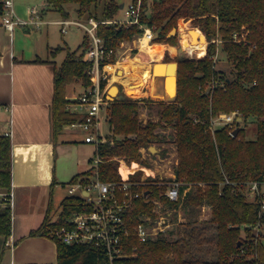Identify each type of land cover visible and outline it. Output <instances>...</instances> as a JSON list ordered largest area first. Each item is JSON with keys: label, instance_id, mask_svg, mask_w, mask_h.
Returning <instances> with one entry per match:
<instances>
[{"label": "trees", "instance_id": "obj_1", "mask_svg": "<svg viewBox=\"0 0 264 264\" xmlns=\"http://www.w3.org/2000/svg\"><path fill=\"white\" fill-rule=\"evenodd\" d=\"M134 1V0H133ZM47 4L61 15L69 14L65 5L75 3L78 16L87 14L102 20L96 25V34L103 39L106 49L112 53L101 63L115 61V51L122 40L140 34L143 28L137 23L119 25L113 20L119 4L115 0H46ZM101 3L99 14L98 4ZM189 20L193 27L202 30L207 39L206 52L199 58H177L176 95L173 99H158L162 104L157 120L138 119L141 100L130 97L106 100V120L109 132L100 135L94 155L100 160L68 181H87L97 173L103 181L120 178L119 160L146 165L140 147L158 140L159 126H171L177 162L175 179L182 182L176 201L164 194L165 184L157 177L141 179L142 169L129 174L136 182L137 192L133 204L125 213L127 226L132 229L143 215L155 217L152 210L154 199L168 206L196 207L206 205L210 210V224L214 229L215 257L188 254V239L185 234L198 231L185 223L182 235L168 238L163 233L143 241L135 236L130 244L135 245V254L123 257L117 264H264V232L256 234L253 225L264 212L258 215L257 200L245 196L246 183L258 180L264 187V0H140L139 22L153 31L152 41L174 44V37L166 36L178 18ZM183 28V26H181ZM184 29V28H183ZM89 44V35L84 32L81 42L66 50L64 59L54 69L53 96L51 102V129L56 138L65 126L82 119V113L71 111L67 87L78 82L84 88L91 84L89 62L82 53ZM225 52L229 69L224 73L215 66L217 47ZM62 47H58L61 49ZM204 48L198 55L203 54ZM143 53L149 57L147 48ZM168 61L169 56L165 55ZM105 80H101L103 85ZM237 111L244 121L255 118L254 138H245L239 120L233 124L216 125L210 129L211 117L221 112ZM92 160V158H90ZM94 168L96 172L94 173ZM163 181L166 178L161 179ZM11 185V145L9 137L0 135V188L8 191ZM58 218L53 222L44 220L31 234H47L50 226L60 225L75 211L84 208L78 195H66L61 200ZM11 219L7 205L0 201V236L10 233ZM50 236V235H49ZM56 242L55 264H104L105 254L98 245L70 244L50 236ZM188 254V255H187Z\"/></svg>", "mask_w": 264, "mask_h": 264}, {"label": "crops", "instance_id": "obj_2", "mask_svg": "<svg viewBox=\"0 0 264 264\" xmlns=\"http://www.w3.org/2000/svg\"><path fill=\"white\" fill-rule=\"evenodd\" d=\"M115 1L117 3L120 1L119 7H124L123 0ZM36 2L38 0H13V7L17 12L27 14L30 7H37L36 5L38 4H34ZM40 7L41 9L37 8L44 22L38 28L23 25L16 27L10 33L7 29L0 26V135H6L10 140L11 185L9 189L13 192V206L10 212V233L6 237L0 236V264L56 263V242L48 233L31 234L30 231L39 227L44 220L53 222L58 218L61 200L66 195H75L71 192L64 194L65 180L68 179V182L72 176L88 169L92 165L82 168V163L75 162L65 173L64 162H56L57 152H64V150L73 146L75 142H91L84 141L85 132L76 125L65 126L56 138L52 136L51 102L54 69L65 57L66 50L64 47L72 49L68 43V38L64 36L69 28L66 32L62 33L60 25L55 20L60 17H71V12L65 5L69 14L63 16L58 10L47 4L46 0L40 1ZM100 9L101 3L97 6L96 12L98 14ZM87 16V14L82 16L76 14V17L82 19H85ZM115 19H118L117 16ZM55 25L58 26V29L54 27ZM81 29L83 30V28ZM82 37L83 34L79 43ZM156 43L162 45L161 55L156 59L149 58L143 53V50ZM58 47L62 48L58 49ZM166 52L175 55L177 51L172 44L141 40L138 38V34L131 39L122 40L116 50V60L106 63L104 66L108 76L106 82V100H108L107 89L111 84H115L118 87L115 98H146L142 96L143 94L146 95L147 92L144 90V83L149 82L153 78L151 76L152 73H150L152 63L157 60L166 62L164 60ZM61 53L62 55H60ZM121 59L131 62L130 70L117 64ZM134 64L137 65L135 69L136 74L130 75L132 65ZM145 69L148 70V75L142 77L144 83L132 89L131 94L128 93L126 87L137 83L141 79V74H143L142 72ZM126 74L129 75L130 82L122 79L125 78ZM155 78L160 85L159 89L164 93V78L159 75ZM84 89L83 86L75 83L67 87L66 96L69 101L66 106L68 109L73 111L71 103ZM149 102L152 103L149 100L140 101L141 113L149 109ZM106 103L104 108L99 112L98 132L100 135L109 132L106 120ZM101 120H104L107 124L106 130L102 132L100 130ZM159 127L160 130L157 128L156 131H165L164 126ZM167 128L172 127L167 126ZM160 136L163 137V134L159 133L158 140ZM162 141H164V138ZM154 148L150 149V145H147L140 147V150H149L152 152L150 153L151 155L158 150L159 152L165 150L164 147ZM94 149L95 145L93 144V154ZM159 152L153 155H158L160 154ZM89 161L90 159L88 158ZM176 162L177 157L174 160L173 166L165 173L167 174L165 178H168L171 174L175 176L174 166ZM120 163L126 162L119 160ZM133 163H136V165L125 176L121 174L123 177L129 176L130 173L138 168H141L145 172V175L141 173V179L149 174L155 175L152 168L136 161ZM145 168L150 169V173H147ZM117 169L119 171V165ZM156 170L159 177L157 178L163 179V175L159 173L161 170L159 168ZM4 192L6 190L0 188V197Z\"/></svg>", "mask_w": 264, "mask_h": 264}, {"label": "built area", "instance_id": "obj_3", "mask_svg": "<svg viewBox=\"0 0 264 264\" xmlns=\"http://www.w3.org/2000/svg\"><path fill=\"white\" fill-rule=\"evenodd\" d=\"M139 9L140 0H131L123 7V19L106 22H114L119 25L137 23L143 28L142 32L138 34V38L151 41L153 31L149 26H144L139 22ZM101 21L93 16H87L85 19L60 17L55 20L60 25L62 33L66 32L71 25H75L83 28L84 32L89 35V44L82 53V59L90 64L88 71L91 84L71 103V108L83 115L81 120L72 125L80 127L85 132L84 141L91 142L95 146L100 141L99 112L106 103V82L108 80L107 71L104 68L106 63H101V61L112 53L111 49L104 47L103 39L96 34V25ZM43 22L37 7H30L26 16L20 17L14 10L13 0H0V26L10 33L18 26L29 25L38 28ZM101 80H105L103 85H101ZM239 117L237 111L221 112L211 117L209 127L213 129L218 124L231 126L234 120H239ZM99 160L97 155L92 157V165L95 168ZM95 168L94 173L96 172ZM119 175L118 180L103 181L96 173L87 181L77 179L70 182V192L82 198L84 208L66 217L60 225L50 226L48 234L64 243L98 245L105 254L104 264H117L123 257L135 254L136 246L130 244L132 236H135L139 241L153 238L170 223L175 222V220H170V213L176 207H168L162 200L154 199L152 210L156 214L155 217L143 215L140 217L141 221L130 229L126 224L125 213L133 204L134 197L137 196V192L132 188L136 182L129 176L123 177L120 172ZM154 176L152 175V177ZM160 182L165 184L164 194L170 201H176L182 196L179 192L182 182L176 180L174 175H169L165 181L160 178ZM262 185L261 181L249 180L245 187L247 196L259 203V216L264 212V187ZM0 201L9 207L11 212L12 190L9 189L2 193ZM252 227L256 234L264 232V221L259 219Z\"/></svg>", "mask_w": 264, "mask_h": 264}, {"label": "rangeland", "instance_id": "obj_4", "mask_svg": "<svg viewBox=\"0 0 264 264\" xmlns=\"http://www.w3.org/2000/svg\"><path fill=\"white\" fill-rule=\"evenodd\" d=\"M40 1L41 0H38V2H36L34 4H38L36 6L41 9ZM130 1L131 0H123L124 6H126ZM119 3H120V1H119ZM75 6H76L75 3L66 4V7L71 12V17H76ZM14 10H15L16 14H18L20 17L26 16V14L17 12L15 8H14ZM117 18L118 19L124 18L123 7H119L118 12H117ZM40 26H42V25H40ZM181 26H183L184 29L181 28ZM193 26H197V25H191L189 23L188 19L180 17L177 20V25L171 27V28H174V31L172 33H169L171 28L168 29V31L166 32V36L174 37V40H173L174 44H172V45L175 46L176 51H177L175 55L169 54L168 52H166L164 54V56L165 55L169 56L168 61L177 63V61H176L177 58H181V57L199 58L205 54L207 39H206L204 33L201 32L202 30L200 31L196 28H185V27H193ZM54 27L56 29H58L57 25H55ZM190 30L199 31L201 33V35H200L201 45L199 46L198 49H196V51H194L191 54H189L186 50H184V48L182 47V45L180 43V38H181L180 36L182 34L181 31H190ZM82 34H83V30L81 28L71 25L69 27L68 32L64 36L66 38H68V43H69L70 47L73 49L79 43ZM134 37H136V35ZM146 48L148 50L149 58H151L150 49L153 50V46L151 45V46L146 47ZM202 48L205 49L204 53L201 55H198L199 50H201ZM60 55H62V53ZM214 58H215V66L218 69H221L222 71H224V73H228L229 63H228L225 52H223L221 50L220 46L217 47V52H216V55L214 56ZM163 72H164L163 70L159 71V69H155V71L152 73L153 78H151V80L149 82L144 83L145 84L144 90H146L147 92H146V95L143 94L142 96H145L146 98H148V97L152 98L153 100H149V101H152V103L151 102L148 103L149 109L143 111V113H141L140 105H139L138 119H140L143 123L146 120H153L154 121V120H157L159 118L160 109L162 108V104L160 102H158V99H164V100L170 99V98H165V97H161V96H153L151 93H149V88H150V90L152 88H154L157 90L158 93L162 94L161 90L159 89L160 85L158 84L157 79L155 77L157 75L163 74ZM176 72H177V66L175 64V94H174L173 98L176 95V89H177ZM125 81L130 82L129 80H125ZM74 83L79 84L78 82H72L69 85H72ZM131 86L137 87L138 83H135V84L133 83V84H131ZM112 89L113 88L108 87L107 95H114L116 93V89L115 90L114 89L112 90ZM127 92L130 94L132 93L130 91H127ZM173 98H171V99H173ZM133 99H137V98H133ZM146 112H147V114H146ZM239 121H240V126L243 127L244 137L245 138H254L255 134H256L255 118L248 117L244 121L242 119H240ZM218 125H222V124H218ZM231 126L237 127L233 123ZM106 128H107V124L105 123L104 120H101V128H100L101 132L106 130ZM157 128H158V130H160V127H157ZM164 128H165L164 132L159 131L160 134H163V137L160 136L159 140H156V141L154 140V142L149 144V145L156 147V149L158 147H161V148L164 147L165 150H163L161 152H159V150H158L157 152L160 153L158 155L157 154L153 155L157 152H154L151 155L150 153H152V152L149 150H146V151H142V149L140 150L142 158H144L146 160V166L152 168L153 172L155 173L154 177H158V173H157L156 169L159 168L161 170V172H159V173L162 174L163 177L165 178V176L167 175L165 173L173 166L174 160L176 158L175 143L172 139L173 138V134H172L173 129L172 128L168 129L167 126L166 127L164 126ZM77 137H78V135H77ZM163 138H164V141H162ZM162 144H164V145H162ZM92 147H93V144H91V143L75 142L73 144V146H70V148L64 150V152H61V153L57 152L56 162L57 163L64 162V171H66V170L68 171V169H70L72 167L73 163H75V162L82 163V165H81L82 168L85 166H90L92 164V160H90L88 162V158L90 159L93 157ZM153 151H155V150H153ZM133 162L130 165H127V163H120L119 164V172L123 176H125V174L130 169H133V167L136 165V163H133ZM67 171L65 173H67ZM145 171H147V173H150V169H148V168H145ZM142 175H145L144 170L142 171ZM147 176L152 177L151 174H149ZM147 176H144V177H147ZM67 180L68 179H66L65 180L66 182H64V194L70 193V190H68L69 189V183L67 182ZM187 189H189V188L186 187L184 189L182 195L184 194V192ZM245 196L247 199H250V196H247L246 193H245ZM210 215H211L210 210L206 205H199L196 207H187V208L179 205L178 207H176V209L174 211H172L170 213V220H175V222L170 223V225L167 226L163 231H161V233L166 235L168 238L172 239L173 237H175L179 234L182 235V233H181L182 231H179V229L182 230L185 223H189V226L190 225L193 226L196 229V231H198V235L196 233H192L191 235L185 234L186 238L188 239V252L187 253L192 254L193 256H199V257L202 256V257H206L208 259H212L213 257H215V249H214L215 245H214V240L212 238V236L214 235V229H213V227L209 221Z\"/></svg>", "mask_w": 264, "mask_h": 264}, {"label": "bare ground", "instance_id": "obj_5", "mask_svg": "<svg viewBox=\"0 0 264 264\" xmlns=\"http://www.w3.org/2000/svg\"><path fill=\"white\" fill-rule=\"evenodd\" d=\"M181 33L182 34L180 36L181 37L180 38V43H181L182 47L184 48V50H186L189 54H191L194 51H196V49H198L199 46L201 45V40H200L201 33L199 31H193V30L181 31ZM152 46H153V50L150 49L151 58H155V59L159 58L160 55H161V51H162V45L156 43V44H153ZM127 61L126 60H121V61H118L117 64L122 66V67H124L125 69H129L130 70L131 69L130 68V63L131 62H129V61L127 62ZM157 61H159V60H157ZM159 62H161V61H159ZM136 67H137V65H135V64L132 65V72H130V75L136 74V70H135ZM155 67H156V69H159V71L163 70L164 71L163 73H165V78L162 76L164 78V88L163 87L162 88L165 91H164V93L160 94V93L157 92L156 89L152 88L150 90V93L153 96H161V97H165V98H173V96L175 94V63L171 62V61H169L168 63L162 61V63L156 64ZM112 68H113V66H112ZM109 70H111V69H109ZM142 73L143 74H141V77H140L141 79H139V81L137 82L138 86L144 83L142 77H146L148 75V70L145 69ZM116 78H118V77H116ZM122 79L124 81L125 80H129V75L126 74L125 78H122ZM130 79H132V78L130 77ZM134 88L135 87H132L131 85L126 87L127 91H130V92Z\"/></svg>", "mask_w": 264, "mask_h": 264}, {"label": "water", "instance_id": "obj_6", "mask_svg": "<svg viewBox=\"0 0 264 264\" xmlns=\"http://www.w3.org/2000/svg\"><path fill=\"white\" fill-rule=\"evenodd\" d=\"M172 31H174V28H171L170 31H169V33H171ZM168 62H169V61H167V63H168ZM158 63H162V61H161V62H159V61H154V62L152 63V66H151V73H153V72L155 71V69H156L155 66H156V64H158ZM175 64H176V66H177V63H176V62H175ZM159 76H163V77L165 78V73L160 74ZM110 87L113 88V89H116V93H117L118 87H117L115 84H111ZM116 93H115L114 95H107V99H108V100H112V99H114L115 96L117 95ZM240 119H241V117H239V120H240ZM237 131H238V127H235V128L232 130L231 134H232V135H235V134L237 133ZM150 149H155V148H154V146L150 145Z\"/></svg>", "mask_w": 264, "mask_h": 264}]
</instances>
